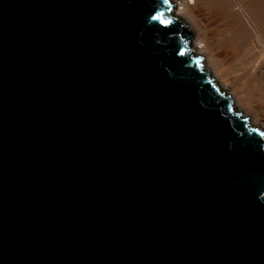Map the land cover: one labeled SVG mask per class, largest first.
<instances>
[{
	"label": "water",
	"instance_id": "1",
	"mask_svg": "<svg viewBox=\"0 0 264 264\" xmlns=\"http://www.w3.org/2000/svg\"><path fill=\"white\" fill-rule=\"evenodd\" d=\"M169 1L0 0V264H264V130Z\"/></svg>",
	"mask_w": 264,
	"mask_h": 264
},
{
	"label": "bare ground",
	"instance_id": "2",
	"mask_svg": "<svg viewBox=\"0 0 264 264\" xmlns=\"http://www.w3.org/2000/svg\"><path fill=\"white\" fill-rule=\"evenodd\" d=\"M171 2L175 15L191 28L193 53L203 59L205 70L230 96L236 111L264 130V0ZM212 5L229 14L228 24L208 12Z\"/></svg>",
	"mask_w": 264,
	"mask_h": 264
},
{
	"label": "rangeland",
	"instance_id": "3",
	"mask_svg": "<svg viewBox=\"0 0 264 264\" xmlns=\"http://www.w3.org/2000/svg\"><path fill=\"white\" fill-rule=\"evenodd\" d=\"M171 6H172V4H171ZM213 8H215V9H213ZM219 8L221 9V7H219ZM219 8H218V6L216 7V5H214V6L212 5V7L209 6V9H211V10H208V12H211V14L213 13V14H212L213 16L215 15L214 13L216 12V15H215L216 18H218V20H221V19L223 20V19H225L224 21L226 22V24H228V23H229V19H228V18H229V14H228L225 10H222V9L219 10L220 14H218V15H220V16L217 17V13H219V12H218V9H219ZM212 10H213V11H212ZM214 10H215V11H214ZM216 10H217V11H216ZM224 11H225V13H224ZM223 13H224V14H223ZM211 14H210V15H211ZM221 14H222V16H221ZM224 15H225L226 18L228 19L227 21H226V18H224V17H225ZM182 19H183V18H182ZM183 20H184V19H183ZM184 21H185V20H184ZM185 22H186V21H185ZM222 22H223V21H222ZM225 22H224V23H225ZM191 52H192L193 56H196L195 53H193L192 44H191ZM197 57H198V56H197ZM202 64H203V66H204V61H203V59H202ZM204 69H205V66H204ZM211 76H212V75H211ZM218 84H219V83H218ZM219 87H220V86H219ZM220 90L222 91L221 88H220ZM234 108H235V107H234ZM235 110L238 111L237 108H235ZM239 112H240V111H239ZM242 114H243V113H242ZM243 116H244V114H243Z\"/></svg>",
	"mask_w": 264,
	"mask_h": 264
},
{
	"label": "snow or ice",
	"instance_id": "4",
	"mask_svg": "<svg viewBox=\"0 0 264 264\" xmlns=\"http://www.w3.org/2000/svg\"><path fill=\"white\" fill-rule=\"evenodd\" d=\"M164 3H168V0H164ZM157 18H159V17H157ZM161 22H162V23H165V24L168 23V21H165V20H162V19H161Z\"/></svg>",
	"mask_w": 264,
	"mask_h": 264
},
{
	"label": "built area",
	"instance_id": "5",
	"mask_svg": "<svg viewBox=\"0 0 264 264\" xmlns=\"http://www.w3.org/2000/svg\"><path fill=\"white\" fill-rule=\"evenodd\" d=\"M170 4H172L171 0L169 1Z\"/></svg>",
	"mask_w": 264,
	"mask_h": 264
}]
</instances>
